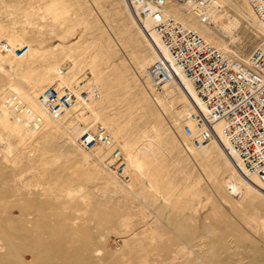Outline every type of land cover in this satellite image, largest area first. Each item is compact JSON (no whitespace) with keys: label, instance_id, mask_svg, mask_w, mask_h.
Masks as SVG:
<instances>
[{"label":"rangeland","instance_id":"1","mask_svg":"<svg viewBox=\"0 0 264 264\" xmlns=\"http://www.w3.org/2000/svg\"><path fill=\"white\" fill-rule=\"evenodd\" d=\"M210 3L213 18L203 22L182 0H166L173 15L206 32L213 45L249 58L264 40V31L245 0ZM127 4L125 0H0V46L5 41L13 48L28 46L22 56L0 49L5 65L0 70V104L11 83L38 99L57 81V70L64 64L70 69L69 87L85 72L90 88L98 90L89 100L92 106L80 102L74 109L82 106L81 110L70 109L60 119L49 115L55 123L49 136H38L40 132L25 143L11 144L0 132V264H10L7 250L20 254L24 248L26 254L30 247L34 252H29L45 253L44 258L39 256L42 261L38 259L42 264L56 260L63 264L70 254L74 259L64 264H264V196L233 176L235 165L215 142L206 151L189 144L182 126L196 108L174 85L155 94L145 69L157 54ZM94 122L112 130L128 161L129 148L139 147L145 165L138 171L129 162L130 182L105 169L100 150L98 156L90 153L93 167L84 173L80 154L89 151L80 148L78 139L74 148L64 144L65 137L78 136L76 127L87 130ZM32 140L40 144L31 147ZM141 144L154 155L147 157ZM230 183L242 193L231 192ZM23 216L30 222H20ZM24 226L34 229L28 234ZM21 233L27 234L21 237ZM84 251L88 256L81 257ZM25 260L21 263L32 264Z\"/></svg>","mask_w":264,"mask_h":264},{"label":"built area","instance_id":"2","mask_svg":"<svg viewBox=\"0 0 264 264\" xmlns=\"http://www.w3.org/2000/svg\"><path fill=\"white\" fill-rule=\"evenodd\" d=\"M138 20L145 26L149 20L160 38L167 57L161 50L160 57L147 68L153 88L158 89L172 81L181 71L193 84L202 99L206 112L195 111L190 116L192 125L185 123L184 133L195 147L209 144L221 134L230 145V152L245 175H257L264 183V40L247 59L238 58L207 41L197 31L185 26L175 16L165 12V0H127ZM187 2L190 0H182ZM201 7L203 22L210 20L204 11L205 0H193ZM264 28V0H248ZM2 52L13 50L16 56L27 52L28 46L12 48L2 43ZM178 69V70H177ZM68 71V65L60 67V74ZM76 88L56 81L38 96L40 103L54 119L62 118L79 100L90 99L87 74L82 73ZM6 105L14 111L31 113L26 102L16 95L6 99ZM30 111V112H29ZM40 118L32 117L31 125L41 127ZM84 149L101 146L105 150L104 167L122 182L132 180L127 158L117 145L108 128L94 122L78 139Z\"/></svg>","mask_w":264,"mask_h":264},{"label":"bare ground","instance_id":"3","mask_svg":"<svg viewBox=\"0 0 264 264\" xmlns=\"http://www.w3.org/2000/svg\"><path fill=\"white\" fill-rule=\"evenodd\" d=\"M215 3L217 2V0H213ZM125 2L126 3H128V1L127 0H125ZM205 2H207V7L206 8H204V11H206V14L209 16V18H210V20L209 21H211L212 20V16H211V14H210V12L211 11H213V9L212 8H214V6L210 3V0H205ZM245 2H246V4H247V6L250 8V10H251V12H252V14H253V16H254V18H255V20H257V22L259 23V25L261 26V28L263 29V31H264V28H263V26H262V24H261V22L258 20V18H257V16L255 15V13H254V11H253V9L251 8V6H250V4H249V2H248V0H245ZM129 4V3H128ZM127 4V5H128ZM185 5H187V6H189L192 10H193V12H195L196 14H197V16H199L200 17V11L198 10V8H200L201 7V5L198 3V2H196V1H193V0H190V1H187V2H185ZM129 6V8H131V10L133 11V13H134V10L132 9V7L130 6V4L128 5ZM165 12L167 13V14H170V15H173L168 9H167V6H166V0H165ZM135 14V13H134ZM173 16H175V15H173ZM176 17V16H175ZM177 18V17H176ZM201 18V17H200ZM178 19V18H177ZM179 20V19H178ZM202 20V19H201ZM180 21V20H179ZM185 21V20H184ZM184 21H181L185 26H187V27H189V28H195L198 32H200L199 34L201 35V36H203L205 39L209 36L206 32L204 33L202 30H200V29H197L198 27L197 26H194V25H189V24H187V23H185ZM208 21V22H209ZM145 22V26L141 23V22H139L138 20H137V23H139V25L138 26H140V30H142V32H143V34L145 35L144 37L145 38H147V41H149V43H151V45L153 46V48H154V50H155V52H156V54H157V59L160 57V55H162L161 54V51H160V49L161 50H163L164 51V53H165V55L167 56V57H169L170 58V56L168 55V53L166 52V50H165V48H164V46H163V44L161 43V41H160V38H159V36L157 35V33L154 31V29H153V27H152V23L149 21V20H147V21H144ZM136 23V24H137ZM197 27V28H196ZM194 29V30H195ZM195 30V31H196ZM202 32V33H201ZM210 37V36H209ZM207 40V39H206ZM207 41H209V40H207ZM210 42V41H209ZM1 47V46H0ZM13 48V47H12ZM160 48V49H159ZM225 47L223 46L222 48H220V49H224ZM11 51H13V50H11ZM11 51H9V52H7V53H10ZM223 51H225V50H223ZM226 52V51H225ZM11 54V53H10ZM13 54V53H12ZM2 55H3V53H2ZM156 59V60H157ZM155 60V61H156ZM154 61V60H153ZM152 61V62H153ZM154 61V62H155ZM151 62V63H152ZM149 64V65H147L146 66V69H145V76L147 77V79H148V81H149V83L151 84V80H150V77H149V75H148V73H147V68L150 66V65H152V64ZM73 64H75V63H73ZM61 67V66H60ZM60 67L58 68V70H57V73H56V75H57V81H59V80H61V82H60V84L61 85H64V86H69L68 85V80H67V78H68V75H69V70L70 69H68V71L67 72H65V73H62V74H60ZM0 70H5V65L2 63V62H0ZM178 70V69H177ZM178 72V75L176 76V78H174L172 81H170V82H168V83H166V84H164L162 87H159L158 89H155V94L156 95H158V91L160 90V89H165L166 87H168V86H176L177 88H178V90H180L184 95H185V97L189 100L188 102H190L191 104H192V106L194 107V108H196L195 110H193L192 112H191V114H190V116L193 114V112H195V111H198V112H206V107H205V105H204V103H203V101H202V99L200 98V96L198 95V93H197V91H196V89H195V87H194V84L181 72V71H177ZM84 73V72H83ZM82 74V73H81ZM25 76V75H24ZM47 78V77H46ZM45 78V79H46ZM48 80V79H47ZM43 81H44V79H43ZM3 82V81H2ZM78 82H79V80H78ZM78 83H76L74 86H71L72 88H76V85H77ZM19 85V84H18ZM17 84H15V83H11L10 84V88H11V91H7V92H5L4 93V95H3V97H2V100H1V104H0V132H3V133H5V134H7V136H8V138L10 139V141H11V144L12 143H19V144H21V143H25L26 141H27V138H28V136H31V137H33V136H36L37 134H40V132H41V135H38V136H42L43 134L45 135V134H47L48 136H49V134L48 133H51L52 132V130L55 128V123L54 122H52L51 121V119H50V117H49V113H48V111H47V109L40 103V101H39V99H33L34 97H30V95L23 89V88H21V86H18ZM152 86V85H151ZM42 92V91H41ZM40 92V93H41ZM92 94H91V96H90V98L91 97H95V94H93V92H91ZM98 93V92H97ZM13 95H16L19 99H22L24 102H26V105H27V107L30 109V111H31V113L30 114H28V112L26 113V112H16V111H14V109L13 108H11V107H9L8 105H6V99L9 97V96H13ZM38 95V94H37ZM38 98V97H37ZM90 99H88L87 101L86 100H79L77 103H84L85 105H88V106H92L91 105V101H89ZM98 101V100H97ZM99 102V101H98ZM76 103V104H77ZM76 104H74V105H76ZM74 105H73V107L71 108V109H73V110H76V111H79V110H81L82 109V106L81 107H78V109H74ZM94 107V106H93ZM96 110V109H95ZM29 111V112H30ZM97 113V112H96ZM94 114V113H93ZM97 115V114H96ZM95 115V116H96ZM190 116L187 118V123H189V124H193L192 123V121L190 120ZM32 117H34L35 119L36 118H40L41 120H40V125H41V127L39 128V129H36L33 125H31V123H30V119L32 118ZM96 117H98V116H96ZM88 118V117H87ZM98 120V119H97ZM96 120V121H97ZM101 122H102V120H101ZM185 122V123H186ZM105 123V122H104ZM184 123V124H185ZM184 124H183V126H184ZM76 125H78L77 123H76ZM81 126H82V124H80ZM183 126H182V129H183ZM73 128V127H72ZM77 128V133L75 132V134H77L78 136L75 138V136H67V137H65V141L66 142H64V144L66 143V144H68V145H71L72 146V148H74L73 146L75 145V146H77V144H76V140L77 139H79L78 137H80V136H82V134H84V132L86 131V129H84L83 127H76ZM108 128V127H107ZM50 130H51V132H50ZM109 131H110V133L112 134V136L114 137V139H115V141H116V143H117V145L121 148V150L123 151V148H122V144H121V142H120V140L117 138V136H115L114 134H113V132H112V130H110V129H108ZM216 130H217V132L220 134V137H216V138H214L209 144H207V145H205V146H202V147H195L192 143H191V141L189 140V138L187 137V135L184 133V130H183V134L185 135V137H186V139H187V141L189 142V144L193 147V148H195V149H200V150H208V148H206V147H208V146H210L211 145V143L212 144H214L213 142H215V144H217V146H218V148H219V150H220V152H222L225 156H227V158L233 163V165H235V166H233V170L231 171V173L233 174V176H235L236 177V179L237 180H239V181H241L243 184H244V186H245V188L246 189H248V188H251L252 190H254L253 192H256L257 193V195L259 196V195H261V196H264V183H263V181L259 178V176H257V175H245L244 174V172L242 171V169L240 168V166H238V164L236 163V161H235V158H234V155H232L231 154V152H230V145H229V143H228V141L223 137V135L221 134V125L220 124H217L216 125ZM54 131H56V129L54 130ZM58 131V130H57ZM76 131V130H75ZM55 133V132H54ZM53 135V134H52ZM55 135V134H54ZM74 135V134H73ZM30 138V137H29ZM47 138V137H46ZM36 139V138H35ZM30 140V139H29ZM29 140H28V142H29ZM45 140V139H44ZM56 143H57V141H56ZM11 144H8V146L6 147L7 148V150L9 151V154H11V152H12V149H11ZM28 144H31L30 146L31 147H33V146H35V145H37V144H40V142H39V140L38 141H30V143H28ZM132 146H133V144L132 143H130ZM18 145V144H17ZM78 145H79V143H78ZM142 145V144H141ZM188 144H186V147L189 149V147L187 146ZM29 146V145H28ZM27 146V147H28ZM38 146V145H37ZM80 146V145H79ZM68 148H70V146H67ZM143 147V148H142ZM142 147H140V149L142 148V151L145 153H147L148 155H147V157H149L150 158V156L152 157V150L149 148V147H146V146H143L142 145ZM29 148V147H28ZM80 148H82L81 146H80ZM78 149V148H77ZM83 150H86V151H89L87 154H80L81 155V157H80V160H79V158H78V156H77V154H79V153H77V152H79V151H77L76 153V156H77V158H78V160L80 161V163H82V164H84L85 165V168H83V171H84V173H86V172H88V170L90 169V168H92L93 166L91 165V163H92V159H91V154L90 153H93V154H97V156H98V150H100V152H101V156H102V163H103V157H104V154H105V150L101 147V146H98V147H95V148H92V149H89V150H87V149H84V148H82ZM138 149H139V147L138 148H136V147H134V148H129V150H128V156H129V161H128V158H127V156H126V154H125V156H126V158H127V161H128V165H129V162H130V165L134 168V169H136V170H138L139 171V166L140 165H142V164H144V161H142V158H143V155L142 154H140L139 152H138ZM211 150V149H210ZM26 151H27V149H26ZM71 151V150H70ZM74 152V151H73ZM124 152V151H123ZM8 153V152H7ZM22 153V152H21ZM13 154V153H12ZM24 154V153H23ZM27 154V153H26ZM46 154V153H45ZM75 154V153H74ZM100 154V153H99ZM154 155V154H153ZM57 156V155H56ZM75 156V155H74ZM16 158V157H15ZM144 159V158H143ZM6 160V159H5ZM17 160V159H16ZM148 160V159H147ZM150 160V159H149ZM10 161V160H9ZM12 161V160H11ZM15 161V160H14ZM156 161V160H155ZM44 163V162H43ZM154 163V162H153ZM231 163V164H232ZM94 164V163H93ZM79 165V164H78ZM130 165H129V167H130ZM145 165V164H144ZM104 166V165H103ZM148 166V165H147ZM235 167V168H234ZM81 167H79L78 169H80ZM147 168V167H146ZM43 169H45V168H43ZM106 169V168H105ZM130 169H131V167H130ZM145 169V168H144ZM237 169V170H236ZM4 170V169H3ZM81 170V169H80ZM97 170V169H96ZM107 170V169H106ZM108 171V170H107ZM99 172V171H98ZM101 172V171H100ZM100 172H99V174H100ZM114 178H116V179H118L114 174H112L110 171H108ZM239 172V173H238ZM132 173V172H131ZM42 176V175H41ZM131 176H132V174H131ZM158 179V178H157ZM119 180V179H118ZM154 183V182H153ZM155 185H156V183H154ZM4 189V188H3ZM156 189H157V187H156ZM229 189L231 190V192H238L239 194L238 195H240L241 193H242V190H241V188H239V187H237V186H235V185H233L232 183H230L229 184ZM249 191V190H248ZM255 193V194H256ZM9 198V197H8ZM25 199V198H24ZM1 200V199H0ZM246 200V199H245ZM7 201V200H6ZM9 201V200H8ZM1 202H2V200H1ZM1 202H0V205L2 206V204H1ZM27 202V201H26ZM3 204H5V203H3ZM29 204H30V202H29ZM35 204V203H34ZM23 205V204H22ZM8 206V205H7ZM28 206V205H27ZM34 208V207H33ZM1 209V208H0ZM26 209V208H25ZM35 209V208H34ZM48 209V208H47ZM22 210H20V213H22L21 212ZM25 211H27V210H25ZM51 211V210H50ZM57 212V211H56ZM0 213H1V210H0ZM29 213H30V211H29ZM28 213V214H29ZM37 213V212H36ZM12 214V213H11ZM26 214V213H25ZM105 214V213H104ZM1 215V214H0ZM33 215V214H32ZM82 215V214H81ZM14 216V215H13ZM20 216V215H19ZM47 216V215H46ZM21 218V220H20V222L22 221H27L28 219H25V220H22L23 218H24V216L23 217H20ZM27 218V217H26ZM45 218V217H44ZM47 218H48V216H47ZM1 219V218H0ZM3 219H4V217H3ZM2 219V220H3ZM5 219H7V218H5ZM9 219L11 220V218L9 217ZM18 219V218H17ZM32 219H33V217H32ZM35 219V218H34ZM101 219V218H100ZM139 219V218H138ZM16 220V219H15ZM31 220V219H30ZM1 221V220H0ZM29 221V220H28ZM35 221V220H34ZM34 221L32 222V223H34ZM122 221H123V219H122ZM125 221V220H124ZM7 222V221H6ZM9 222V221H8ZM12 222H15V221H12ZM18 222V221H17ZM30 222V221H29ZM2 223H4V220H3V222ZM36 223V222H35ZM118 223V222H117ZM4 224H6V223H4ZM3 224V225H4ZM20 224H22V223H20ZM25 224H27V222H25ZM29 224H31V223H29ZM3 225H1V226H3ZM17 225V224H16ZM19 225V224H18ZM61 225V224H60ZM22 226V225H21ZM21 226H18V227H20V230L18 229V231H21L22 230V232H25V231H23V228L21 229ZM27 226V225H26ZM41 226V225H40ZM54 226V225H53ZM10 227H12L11 228V230H14L15 229V227L16 226H10ZM14 227V228H13ZM55 227H56V225H55ZM180 227H181V225H180ZM2 228V227H1ZM8 228V227H7ZM24 228H26L25 226H24ZM31 228V227H30ZM185 228V227H184ZM3 229V228H2ZM33 229L34 228H32L31 230L33 231ZM40 229V228H39ZM54 229V228H53ZM6 230V229H5ZM11 230H10V232H11ZM27 232H29L28 234H30V232H31V230L30 231H28L27 230V228L25 229ZM61 230V229H60ZM15 231V230H14ZM14 231H12V232H14ZM39 231V230H38ZM54 231V230H53ZM56 231V230H55ZM40 232V231H39ZM74 232V231H73ZM2 233V232H1ZM6 233V232H5ZM7 233H9L8 231H7ZM16 233V232H15ZM15 233L13 234L14 236H15ZM53 233V232H52ZM55 233V232H54ZM88 233V232H87ZM185 233V232H184ZM188 233V232H187ZM10 234V233H9ZM19 234V233H18ZM22 234V233H21ZM23 234H27V233H23ZM23 234L21 235V237H25V235L23 236ZM40 234V233H39ZM4 235V234H3ZM54 234H52V236H53ZM77 235V234H76ZM85 235V234H84ZM5 236V235H4ZM3 236V237H4ZM11 236V235H10ZM40 236H41V234H40ZM46 236V235H45ZM49 236V235H48ZM56 236V235H55ZM27 237V236H26ZM44 237V236H43ZM79 237H80V234H79ZM188 237V236H187ZM1 238V237H0ZM18 238V237H17ZM20 238V237H19ZM18 238V239H19ZM30 238V237H29ZM29 238H26L25 240H26V242L28 241V239ZM31 238H32V236H31ZM37 238H39L38 236H37ZM54 238V237H53ZM83 238H84V236H83ZM93 238V237H92ZM164 238V237H163ZM166 238V237H165ZM179 238V237H178ZM44 239V238H43ZM80 239V238H79ZM4 240V239H3ZM17 240V239H16ZM21 240V239H20ZM23 240V239H22ZM21 240V241H22ZM34 240V239H33ZM32 240V241H33ZM45 240H47V239H45ZM148 240V239H147ZM157 240V239H156ZM20 241V242H21ZM24 241V240H23ZM22 241V242H23ZM29 241H31V240H29ZM29 241H28V243L26 244V245H28L29 244ZM62 241H63V239H62ZM71 241V240H70ZM82 241H83V239H82ZM93 241V240H92ZM91 241V242H92ZM96 241V240H95ZM98 241V240H97ZM140 241V240H139ZM25 242V243H26ZM36 242H37V240H36ZM60 242V241H59ZM67 242V241H66ZM184 242V241H183ZM15 243V242H14ZM19 243V242H18ZM18 243H15V244H18ZM33 243H35L34 241H33ZM44 243V242H43ZM52 243V242H51ZM81 243H83V242H81ZM80 243V244H81ZM87 243V242H86ZM4 244H6V243H4ZM20 244V243H19ZM18 244V245H19ZM39 244V243H38ZM88 244V243H87ZM174 244V243H173ZM172 244V245H173ZM215 244V243H214ZM9 245V244H8ZM22 245V244H21ZM35 245V244H34ZM42 245V244H41ZM61 245V244H60ZM6 246V245H5ZM12 246H13V244H12ZM16 246V245H15ZM23 246V245H22ZM29 247H30V245H28ZM39 246V245H38ZM53 246H55L54 244H53ZM151 246V245H150ZM14 247V246H13ZM18 247H20V246H18ZM27 247V246H26ZM34 247V246H33ZM37 247V246H36ZM58 247V246H57ZM64 247V246H63ZM65 247H66V244H65ZM79 247H81L80 245H79ZM79 247H77L78 249H79ZM84 247V246H83ZM82 247V248H83ZM155 247V246H154ZM218 247V246H217ZM217 247H216V249H217ZM8 248V247H7ZM7 248H6V250H7ZM10 248H12L11 247V245H10ZM15 248V247H14ZM21 248V247H20ZM20 248H15V249H19L20 250ZM38 248V247H37ZM36 248V251L38 250ZM40 248V247H39ZM59 248V247H58ZM61 248H62V245H61ZM86 248V247H85ZM87 248H88V246H87ZM130 248V247H129ZM173 248V247H172ZM23 249L24 248H22V252H23ZM27 249H30V250H28L27 252H26V254H25V256H23L24 254L22 253V252H20V254L18 253L19 251H16L15 252V250L13 251H10V250H7V252L9 251L10 253H8L5 257L7 258V259H10V264H22L21 263V259H23L24 258V260L26 259L28 262H30V263H32V264H42L38 259L39 258H44V252H43V255H42V253L41 254H39L40 252H41V250L39 249V253H32V252H34L33 250H32V248L30 247V248H27ZM60 249V248H59ZM174 249V248H173ZM25 250H26V248H25ZM24 250V251H25ZM43 250H44V248H43ZM47 250H49L48 248H47ZM51 250V249H50ZM65 250V249H64ZM64 250H61L60 251V253L62 252V251H64ZM86 250V249H85ZM162 250H163V248H162ZM21 251V250H20ZM29 251H32V252H29ZM35 251V252H36ZM45 251V250H44ZM53 253H54V251H55V249H54V247H53ZM57 251H58V249H57ZM98 251V250H97ZM76 252V251H75ZM136 252H137V250H136ZM222 252V251H221ZM4 253H6V252H4ZM48 253V252H47ZM47 253H46V255H45V258H47ZM73 253V252H72ZM76 253H78L79 254V252H76ZM86 253H87V251H86ZM92 253V252H91ZM138 253V252H137ZM3 254V253H2ZM21 254H22V256H21ZM52 254V253H51ZM56 255H57V253H55ZM64 254V256L66 255V257H67V254L64 252L63 253ZM89 254V253H88ZM133 254V253H132ZM260 254H262V253H260ZM40 255H42L41 257H39ZM54 255V254H53ZM52 255V256H53ZM72 254H70L69 256H68V258H70L69 259V261L71 260V258H72V256H71ZM81 255V257H82V255H85V251L83 252V253H81L80 254ZM87 255V254H86ZM85 255V256H86ZM137 255V254H136ZM164 255V254H163ZM214 255H216V254H214ZM51 256V255H50ZM49 256V257H50ZM51 256V257H52ZM63 255H62V253L60 254V257L61 258H63L62 257ZM85 256H84V261H85ZM88 256V255H87ZM187 256V255H186ZM219 256V255H218ZM21 257H23V258H21ZM55 257H58V255L57 256H55ZM59 257V258H60ZM172 257V256H171ZM170 257V258H171ZM212 257V256H211ZM2 257H1V254H0V259H1ZM42 258H41V261H42ZM67 258V259H68ZM58 259V258H57ZM67 259H65V258H63L62 260H63V262L64 263H66V261H67ZM72 259H74V258H72ZM82 259V258H81ZM88 259V258H87ZM138 259V258H137ZM162 259H164V258H162ZM173 259V258H172ZM181 259V258H180ZM25 260V261H26ZM61 260V259H60ZM79 260H80V258H79ZM97 260V259H96ZM144 260V259H143ZM152 260V259H151ZM156 260V259H155ZM47 261V260H46ZM45 261V262H46ZM49 262H50V260H48ZM48 261H47V263H48ZM51 261H53V258H52V260ZM86 261H88V260H86ZM54 262V263H53ZM52 262V264H56L57 262H59V261H53ZM56 262V263H55ZM62 262V261H61ZM68 262V261H67ZM187 262V261H186ZM211 262H213V261H211ZM63 263V264H64ZM73 263H75V262H73ZM78 263V262H77ZM85 263H87V262H82V264H85ZM144 263V262H143ZM161 263H163V262H161ZM179 263H181V262H179ZM50 264V263H49ZM60 264V263H59ZM88 264V263H87ZM184 264V263H183Z\"/></svg>","mask_w":264,"mask_h":264}]
</instances>
